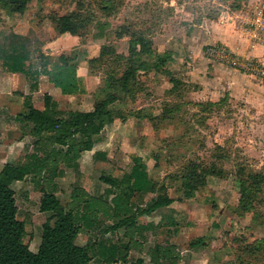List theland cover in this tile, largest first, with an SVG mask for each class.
<instances>
[{"label":"rangeland","instance_id":"rangeland-1","mask_svg":"<svg viewBox=\"0 0 264 264\" xmlns=\"http://www.w3.org/2000/svg\"><path fill=\"white\" fill-rule=\"evenodd\" d=\"M100 1L90 0L95 18L83 39L59 35L47 16L48 10H65L67 14L77 11L70 0H48L44 5L33 1L24 14H12L0 6V73H6L13 58L25 54L40 71L46 64L50 68L58 63L61 54L75 60L77 73L90 94L60 100L63 110L56 104L60 115L70 110H91L104 97L108 77L122 73L125 62L118 56H129L130 38H117L120 27L149 29L156 55L171 56L165 64L166 73H140L134 99L113 106L118 119L96 146L106 150L108 159L96 161L91 155L85 156V172L76 174L65 188L61 179L56 184L57 196L64 203L70 201L76 187L94 197L105 196L109 185L101 178L122 177L131 172L134 158L140 157L159 187L164 185L166 194L177 201L155 219L138 221L140 231L134 239L141 250L131 251L127 263L107 262L113 249L130 241L126 229L104 233L115 219L100 217L93 230L81 231L77 244L84 246L92 240L104 245L105 254L99 253L92 264H132L139 258H145L147 264L150 251L166 240L178 247L180 264H264V251L250 252L254 243L264 240V188L255 197L254 209L243 212L237 178L241 165L264 174V58L248 60L220 43L231 32L264 47V0H109L114 9L107 16L96 5ZM57 40L61 41V50L56 49L58 54L52 57L46 55L49 50L45 45ZM104 47L109 49L108 54L99 58ZM144 58L150 62L148 56ZM233 72L244 76L241 82L232 81ZM245 76L251 81L247 82ZM117 94L124 97L122 90ZM6 96L0 97V115L6 111L3 106L10 95ZM43 106L40 99L36 107ZM31 126L23 124L21 129L11 131L13 135H7L0 144L4 145L0 146V165L6 160L28 162L36 140ZM195 161L212 170L213 175L208 174L206 184L187 198L180 175ZM14 189L18 219L26 226L23 243L37 252L42 227L50 214L40 212L42 194L30 178L15 184ZM151 197H139L134 203L145 206ZM171 210L176 217L167 215ZM173 221L177 226L171 225ZM154 222L161 226L145 229L149 224V228L156 227ZM200 239V246L187 248Z\"/></svg>","mask_w":264,"mask_h":264},{"label":"trees","instance_id":"trees-1","mask_svg":"<svg viewBox=\"0 0 264 264\" xmlns=\"http://www.w3.org/2000/svg\"><path fill=\"white\" fill-rule=\"evenodd\" d=\"M33 1L40 5L48 2L0 0V6L12 14H24ZM70 1L75 3L77 11L67 14L65 10H48L47 16L56 26L59 35L83 39L95 18L93 5L90 0ZM96 5L106 16L114 9L109 0H101ZM119 31L117 38H130L129 56H118L125 62L124 69L122 73L118 71L108 77L104 97L96 101L91 110H70L60 115L53 98L46 95L44 109L29 106L19 116L21 123L33 125L31 135L36 138L35 151L28 157L27 163H7L0 172V264H92L99 253L105 254L104 245L89 240L86 245L79 246L77 240L83 229L93 230L99 224L100 217L116 220L104 233L126 229V235L130 238L127 244L110 252L107 262L127 263L131 251L141 250V244L134 239L135 233L140 231L138 221L171 207L177 201L166 194L164 185L159 187L150 175L146 162L140 157L134 158L131 172L124 173L122 177L101 178L109 185L105 196L94 197L81 187L72 190L70 201L66 203L57 196L56 180L65 176L66 169H76L82 155L104 141V131L118 119L119 113L114 111L113 106L127 98L134 99L140 73H166L165 64L171 56L156 55L148 36L149 29L120 27ZM106 49L103 48L99 58L108 54L109 49ZM144 56H148L150 62ZM28 58V54L9 58L8 61L12 59L7 65L9 71L25 74ZM74 61L68 55L61 54L58 63L50 68L45 63L43 67V75L63 95L87 93ZM118 90L124 92L123 98L117 94ZM208 174L213 175L212 170H205L196 161L184 168L180 179L187 198L193 197L196 190L206 184ZM29 178L42 194L40 212L50 214L42 227V241L37 252L23 243L26 226L18 219L14 189L16 183ZM237 178L240 182L239 206L243 212L252 211L257 201L255 197L264 188V174L241 165L238 167ZM149 194L152 197L145 206L135 205L136 199ZM171 225L177 226L174 222ZM202 241L192 242L187 248L200 246ZM251 248V253L264 251V240L254 243ZM181 261L178 247L166 240L150 251L147 264H180ZM132 264H146V259L139 258Z\"/></svg>","mask_w":264,"mask_h":264},{"label":"crops","instance_id":"crops-1","mask_svg":"<svg viewBox=\"0 0 264 264\" xmlns=\"http://www.w3.org/2000/svg\"><path fill=\"white\" fill-rule=\"evenodd\" d=\"M2 31L3 30L0 29V36L3 34ZM21 35H24V34H21ZM25 36H27V34H25ZM236 37L239 40H236V39L233 40ZM72 41H73V43H76V40H72ZM220 43H224V44L228 45L234 54H236L240 57H244L248 60L249 59H260V58L263 59L264 58V47L263 46L247 42L244 39V37H239V35L233 36L231 34V32L230 33L228 32V34H225L222 37V39L220 40ZM45 46H46L45 49H47V51L49 50V52L46 55H50V57H52L55 55V53L58 54V52L61 50V41L57 40V41H54L52 43H47ZM56 49H58V52H56L57 51ZM25 56H26V54H25ZM30 60L31 59L28 58V61L25 63V69L27 70L25 74H14V73L9 71L8 67L6 69V73H4V72L0 73V93H1L0 97H7L6 95H10V98L7 100L8 104H4V106H3V108H5L6 111L4 112V114L0 115V142H1L0 144H3L2 142L7 140V135L9 137L11 134L13 135V132H11V131L21 129L20 127H22L23 124L31 125L30 123H21L18 120L19 116L21 114L25 113L29 106H34L35 108H37L36 107L37 102L40 99H42V102H44L43 99H45L46 95L51 96L53 98V101L59 105V109L61 108V110H63L62 109L63 104L61 103L60 100L67 99V98L70 99L72 97L78 99L79 97L83 98V97L90 94V91L87 88V93L84 95H73V96L63 95L61 93L60 89L55 88L52 84L49 83L48 78L43 75L42 70L40 71V69H38V67L33 68L34 64H32ZM32 68L35 70L30 72V69H32ZM237 73L241 74L239 72H237ZM232 74L235 75V78L232 79V81H234L236 83L241 82V78L244 77V76H240V75L236 74L235 72H233ZM247 77L248 76H245L247 82L251 81L250 80L251 77H249V78H247ZM5 87H10V89L15 87L16 90L12 89L10 92ZM18 91H21V92L18 93ZM36 100H38V101H36ZM7 106L10 109H8ZM16 108H17V112L13 111V110H16ZM19 109H21V110H19ZM43 109H44V106H43ZM32 127H33V125L31 126V128ZM20 138H22V136ZM20 138L19 139L17 138V140H15L16 144H19L18 141L20 140ZM16 144L10 145V147L8 148V151H9L8 154L12 153V150H14V146ZM0 146H4V145H0ZM96 146L94 147V149L92 151L85 152L82 155L81 159L78 162V167L76 169H66L65 176L63 178H60L62 188H65V185H67L71 179L75 180L76 174L78 176L79 172L82 173V172L86 171V170H84L83 164H82L84 162L85 156L90 157V155H91V157L94 158V160H96V161H104V160L108 159V154L106 153V150L104 148L103 149L96 148ZM5 158H3L1 160L5 161ZM6 163H14V162H9L8 160H6L3 163V165H0V172L2 171V169ZM69 170L72 172L67 173ZM160 211H164V209L159 210L156 213L152 214L151 216L144 217V218L148 219V220H150L152 218L155 219L154 216L158 215V213H160ZM167 215L168 216L173 215L172 210L170 211V214H167ZM172 217L174 218L176 216L173 215ZM174 223H176V222H174ZM153 225H156V227L149 228L152 226L151 224H149L145 229L146 230H155L156 228L160 227L159 226L160 224H158V222H154Z\"/></svg>","mask_w":264,"mask_h":264},{"label":"built area","instance_id":"built-area-1","mask_svg":"<svg viewBox=\"0 0 264 264\" xmlns=\"http://www.w3.org/2000/svg\"><path fill=\"white\" fill-rule=\"evenodd\" d=\"M234 66H237V65H236V62H234Z\"/></svg>","mask_w":264,"mask_h":264}]
</instances>
